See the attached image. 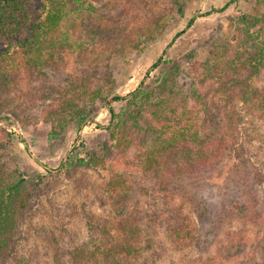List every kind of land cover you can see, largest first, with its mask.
I'll use <instances>...</instances> for the list:
<instances>
[{
  "label": "rangeland",
  "instance_id": "obj_1",
  "mask_svg": "<svg viewBox=\"0 0 264 264\" xmlns=\"http://www.w3.org/2000/svg\"><path fill=\"white\" fill-rule=\"evenodd\" d=\"M84 1L97 12V17L82 16L87 55L57 58L43 72L27 67L0 98V164L12 176L23 173L32 178L28 182L31 200L19 225L15 255L29 264H70L69 251L88 240L97 223L124 207L141 209L146 217L142 221L144 251L133 264H209L228 232L240 228L246 256L225 264H264V157L250 158L262 172V181H253L252 174L231 155L210 170L214 174L177 181L167 199L178 210L173 215L188 216L195 230L190 248L179 249L166 237L161 219L151 216L164 203L163 194L154 190L150 179L121 166L110 132L115 123L110 110L115 114L127 107L126 100L139 87L153 97L161 96L159 81L167 78L166 91L173 90L182 104L193 88L203 92L206 85L201 89L195 81L202 64L212 56L213 46L238 43V20L256 12L257 0ZM27 5L34 9L39 3L29 0ZM123 27L134 30L135 41L114 39L123 36ZM7 44L0 36V51ZM88 54L94 58L88 59ZM260 82H264V71L253 84ZM98 88L99 97L91 93L78 102L81 110H91V117L77 131L75 117L58 112L60 98H75ZM113 95L126 99L108 104ZM139 148L131 144L124 154L134 160ZM71 154L104 159L130 190H120L118 196L107 191L112 175L108 169L77 167L67 172L62 163ZM250 191L260 217L255 224H243L231 203L246 202Z\"/></svg>",
  "mask_w": 264,
  "mask_h": 264
},
{
  "label": "trees",
  "instance_id": "obj_2",
  "mask_svg": "<svg viewBox=\"0 0 264 264\" xmlns=\"http://www.w3.org/2000/svg\"><path fill=\"white\" fill-rule=\"evenodd\" d=\"M28 1L0 0V36L8 42L0 51V98L27 67L43 72L57 58L87 55L84 49L88 41L81 37L82 16L97 17L92 5L84 0H36L39 5L31 9ZM257 3L256 12L238 20V43L213 46L212 56L202 64L195 81L201 89L206 85L203 92L193 88L182 104L173 90L166 91L169 80L163 77L159 81L161 96L153 97L139 87L126 100L127 107L115 114L110 110V120L115 122L111 136L123 147L115 145V157L123 162L121 166L150 179L154 190L163 194L164 203L151 216L161 219L166 237L179 249L190 248L195 230L188 216L173 215L178 210L167 199L166 194L174 192L177 181L214 174L210 170L217 169L227 155L248 170L253 181H262V172L250 161L254 155L264 157V82L253 84L264 71V0ZM177 6L180 10V3ZM133 31L123 27V36L114 39L131 43V39L135 41L131 38ZM89 58L94 57L88 54ZM100 91L86 90L75 98H60L58 112L75 117V129L80 131L90 119L91 110H81L78 102L91 93L97 98ZM125 99L113 95L105 101L111 104ZM249 122L250 127H246ZM131 144L140 146L134 160L124 154ZM109 165L101 158L71 154L62 168L67 172L77 167L108 169L112 175L107 191L118 196L120 190H130L121 174ZM31 179L23 173L12 176L0 164V264H29L15 255V247L21 219L31 200ZM249 193L246 202L235 199L231 203L243 224H255L260 217L257 201ZM143 218L141 209L118 208L97 223L88 240L69 251L70 264H133L144 251ZM242 233L241 228L229 231L227 241L208 263L225 264L246 256Z\"/></svg>",
  "mask_w": 264,
  "mask_h": 264
}]
</instances>
